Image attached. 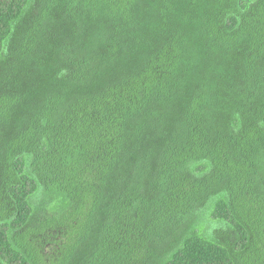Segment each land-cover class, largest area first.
Wrapping results in <instances>:
<instances>
[{"label": "trees", "instance_id": "16d2710c", "mask_svg": "<svg viewBox=\"0 0 264 264\" xmlns=\"http://www.w3.org/2000/svg\"><path fill=\"white\" fill-rule=\"evenodd\" d=\"M0 264H264V0H0Z\"/></svg>", "mask_w": 264, "mask_h": 264}]
</instances>
